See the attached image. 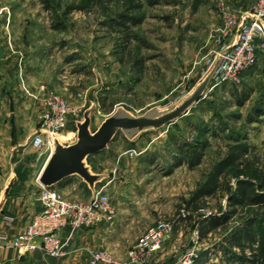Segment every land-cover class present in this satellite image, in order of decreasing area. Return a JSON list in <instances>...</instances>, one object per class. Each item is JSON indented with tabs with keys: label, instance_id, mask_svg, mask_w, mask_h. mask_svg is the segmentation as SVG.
<instances>
[{
	"label": "rangeland",
	"instance_id": "374dc122",
	"mask_svg": "<svg viewBox=\"0 0 264 264\" xmlns=\"http://www.w3.org/2000/svg\"><path fill=\"white\" fill-rule=\"evenodd\" d=\"M222 2L51 0L55 7L52 10L42 0H0V9L11 5L16 9L14 19L24 33L21 47L23 38H28L27 29L51 40L48 47L67 45L66 57H72L76 66L84 70L81 79L76 80L81 98L73 105L82 109L81 120L85 110L96 103L91 124L95 131L118 110L132 116L160 115L191 93L234 38V32H228L233 29L225 28L226 20L242 16L234 17ZM131 17L137 23L127 20L120 24L122 18ZM57 20L63 22V29L53 28ZM3 21L0 15V24ZM256 46V63L243 73L240 83H220L215 74L205 95L181 119L145 131L135 141L120 132L107 149L109 155L105 151L90 157L92 161L101 156L98 169L106 168L115 174L117 183H111L108 190L114 205L145 203L152 212L146 217L152 220L151 225L161 220L170 224L163 246L173 249L171 256L180 258L187 250L195 249L198 257L201 243L216 248L223 241L222 231L201 239L198 222L222 215L226 198L207 196L200 211L192 210L189 203L211 164L225 153V145L233 143V137L242 136L264 157V35L256 39ZM106 97V108L115 103L110 113L102 108ZM76 136L73 125L56 137L67 144ZM128 144L133 147L126 150L124 145ZM196 144L207 147L204 162L194 168L183 162L177 164L184 156L182 149L191 150ZM131 149L135 153L129 152ZM230 171L235 174V169ZM176 227H181L183 235L174 232ZM213 256L215 264L222 254L217 251Z\"/></svg>",
	"mask_w": 264,
	"mask_h": 264
},
{
	"label": "crops",
	"instance_id": "0c3cea01",
	"mask_svg": "<svg viewBox=\"0 0 264 264\" xmlns=\"http://www.w3.org/2000/svg\"><path fill=\"white\" fill-rule=\"evenodd\" d=\"M256 1L224 0L222 7L230 8L232 12L229 13L234 17L241 16ZM16 13L13 5L0 9V15L4 17L0 24V48L3 51V56L0 57V235L9 239L23 232L43 209L40 201L42 185L38 177L52 148H37L31 143L40 127L41 114L45 109L40 87L45 85L47 90L70 98L73 105L81 98V88L76 80L81 79L84 74V70L76 66L72 57H66L65 51L68 48L65 43L54 48L48 47V44H52L51 40L27 29L25 34L28 38H23L24 47H21L20 37L24 33L15 20ZM73 125L76 127V121L70 118L67 127L71 128ZM113 147L119 148L116 145ZM132 147L131 144L124 145L126 150ZM107 149L98 155L105 151V155H109ZM90 157L89 163L95 172L108 174L107 178L97 184V188L105 186L108 192L111 183H117L115 174L106 168L98 169L101 156H95L92 161ZM185 163L189 165L183 162ZM149 171L144 168L147 175L150 174ZM55 187L73 200L88 201L93 195L88 184L78 176L68 178ZM125 189L122 187V193L126 195ZM128 204L115 205L117 215L113 222L77 230L71 238L70 252L65 257H48L37 250L23 254L19 259L17 250L0 245V259L11 261L12 264H90L92 252L109 249L118 261L125 260L129 248L152 224V220L146 219L152 212L145 203L136 202L132 206ZM70 231V228H65L63 236L68 237ZM174 232L183 235L181 227H176ZM168 248L162 246L155 253V264L177 262L179 257L171 256L173 249ZM198 251L200 256L195 264H213V255L218 250L214 245L212 247L201 243ZM223 258L222 254L215 264H221Z\"/></svg>",
	"mask_w": 264,
	"mask_h": 264
},
{
	"label": "built area",
	"instance_id": "2783aa9c",
	"mask_svg": "<svg viewBox=\"0 0 264 264\" xmlns=\"http://www.w3.org/2000/svg\"><path fill=\"white\" fill-rule=\"evenodd\" d=\"M243 15L245 19L239 40L223 56L215 72L220 83H240L243 73L256 63L258 54L256 39L264 35V0H258L256 5ZM240 19L232 17L226 20L225 28L233 29L234 31L228 32H234V37ZM40 89L45 109L41 114L40 127L31 143L37 148L45 146L52 148L54 137L67 128L70 118L77 121L83 112L80 107L72 105L70 98L47 90L45 85ZM129 152L135 153V150L131 149ZM40 201L42 211L23 232L11 239L0 235V245L17 250L19 259L23 254L37 250H41L48 257H65L70 252L71 238L77 230L113 222L117 215L116 206L105 186L97 188L88 201L69 199L56 187L42 186ZM65 228L71 230L68 237L62 234ZM170 228L167 221H157L129 248L125 260L118 261L111 250L100 249L92 252L90 264H155L154 255L163 246ZM196 257L195 249L187 250L174 264H194ZM0 264L12 262L0 259Z\"/></svg>",
	"mask_w": 264,
	"mask_h": 264
},
{
	"label": "trees",
	"instance_id": "16d2710c",
	"mask_svg": "<svg viewBox=\"0 0 264 264\" xmlns=\"http://www.w3.org/2000/svg\"><path fill=\"white\" fill-rule=\"evenodd\" d=\"M42 2L47 9L55 8L51 0ZM127 20L137 23L131 17L122 18L120 24H125ZM53 28L63 29L64 24L57 20ZM107 100V97L103 98L102 108L110 113L115 103L106 108ZM233 138L234 142L225 145V153L211 164L203 176L189 206L194 211H200L203 198L225 197L227 205L222 215L199 220V237L209 239L217 231L224 233L223 241L216 247L224 256L221 264H264V157L256 152L255 145L244 141L242 136ZM206 148L204 144H196L191 150L184 152L182 149L184 156L177 164L187 162L191 168L201 165L206 157ZM231 169H235L234 175Z\"/></svg>",
	"mask_w": 264,
	"mask_h": 264
},
{
	"label": "water",
	"instance_id": "95a60500",
	"mask_svg": "<svg viewBox=\"0 0 264 264\" xmlns=\"http://www.w3.org/2000/svg\"><path fill=\"white\" fill-rule=\"evenodd\" d=\"M244 19L243 15L233 40L220 51L191 93L173 109L160 115L142 116H132L118 110L93 131L92 113L97 109V105L92 103L85 110L83 119L76 121L77 136L74 140L65 144L54 137L51 154L38 177L40 184L45 187H55L68 178L78 176L95 194L97 184L107 178L108 174L95 172L89 163V157L106 150L120 132L124 133L128 140L135 141L143 132L160 129L185 116L207 92L223 56L237 44ZM2 56L3 51L0 48V57Z\"/></svg>",
	"mask_w": 264,
	"mask_h": 264
},
{
	"label": "bare ground",
	"instance_id": "6f19581e",
	"mask_svg": "<svg viewBox=\"0 0 264 264\" xmlns=\"http://www.w3.org/2000/svg\"><path fill=\"white\" fill-rule=\"evenodd\" d=\"M61 138H63V137H61ZM60 139V138H59ZM61 140V139H60Z\"/></svg>",
	"mask_w": 264,
	"mask_h": 264
}]
</instances>
